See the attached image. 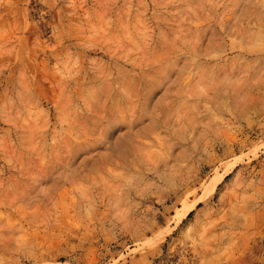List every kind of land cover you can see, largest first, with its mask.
Listing matches in <instances>:
<instances>
[{"label":"rangeland","instance_id":"1","mask_svg":"<svg viewBox=\"0 0 264 264\" xmlns=\"http://www.w3.org/2000/svg\"><path fill=\"white\" fill-rule=\"evenodd\" d=\"M0 264H264V0H0Z\"/></svg>","mask_w":264,"mask_h":264},{"label":"bare ground","instance_id":"2","mask_svg":"<svg viewBox=\"0 0 264 264\" xmlns=\"http://www.w3.org/2000/svg\"><path fill=\"white\" fill-rule=\"evenodd\" d=\"M228 174V173H227ZM224 177L215 179L206 189L205 196L200 200L201 202L206 203L208 198L212 195L214 190L216 189L217 186L224 180ZM199 209V203H194L191 204L183 209H180V211L177 213L175 216V223L176 224H181L184 220H187L189 218V215L194 212L195 210Z\"/></svg>","mask_w":264,"mask_h":264}]
</instances>
